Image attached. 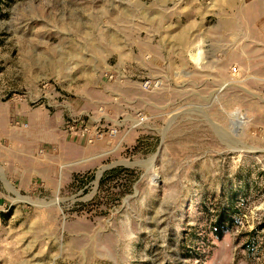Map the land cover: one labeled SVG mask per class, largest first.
<instances>
[{"label":"rangeland","instance_id":"rangeland-1","mask_svg":"<svg viewBox=\"0 0 264 264\" xmlns=\"http://www.w3.org/2000/svg\"><path fill=\"white\" fill-rule=\"evenodd\" d=\"M8 121L0 264H264V0H0Z\"/></svg>","mask_w":264,"mask_h":264},{"label":"crops","instance_id":"crops-1","mask_svg":"<svg viewBox=\"0 0 264 264\" xmlns=\"http://www.w3.org/2000/svg\"><path fill=\"white\" fill-rule=\"evenodd\" d=\"M5 130L2 134V136L5 137V144L0 145V157H1V163L2 165L7 169L9 168L12 164H16L19 162V147L17 146L18 140H16V135L14 131H12L11 128L8 127V123H5ZM2 153V154H1Z\"/></svg>","mask_w":264,"mask_h":264},{"label":"bare ground","instance_id":"bare-ground-1","mask_svg":"<svg viewBox=\"0 0 264 264\" xmlns=\"http://www.w3.org/2000/svg\"><path fill=\"white\" fill-rule=\"evenodd\" d=\"M193 47H194V49L190 51V56H191V58L194 61H198L201 58V56H200V53H201L200 46L198 44H195Z\"/></svg>","mask_w":264,"mask_h":264},{"label":"trees","instance_id":"trees-1","mask_svg":"<svg viewBox=\"0 0 264 264\" xmlns=\"http://www.w3.org/2000/svg\"><path fill=\"white\" fill-rule=\"evenodd\" d=\"M101 181V180H100ZM222 223L221 218L219 217V219H217V221L214 224V234L216 236H220L221 235V229H220V225Z\"/></svg>","mask_w":264,"mask_h":264},{"label":"built area","instance_id":"built-area-1","mask_svg":"<svg viewBox=\"0 0 264 264\" xmlns=\"http://www.w3.org/2000/svg\"><path fill=\"white\" fill-rule=\"evenodd\" d=\"M14 125L21 126V127H26V123H20L18 120L14 122ZM39 152L42 153L43 150H40Z\"/></svg>","mask_w":264,"mask_h":264}]
</instances>
